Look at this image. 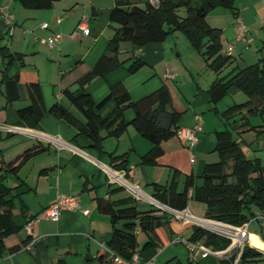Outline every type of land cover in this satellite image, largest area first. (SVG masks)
Here are the masks:
<instances>
[{
    "label": "crops",
    "instance_id": "0c3cea01",
    "mask_svg": "<svg viewBox=\"0 0 264 264\" xmlns=\"http://www.w3.org/2000/svg\"><path fill=\"white\" fill-rule=\"evenodd\" d=\"M149 1L158 5L160 0H138L141 5ZM114 5L115 0H58L52 8L36 9L24 7L19 0H0V43L25 54V65L19 69L21 98L7 105L6 96L0 93V122L18 125L23 130H0V159L8 162L36 144L48 146L47 151L35 155L21 166L17 174H10L7 179L14 196L13 219L20 230L8 236L5 243L8 248L21 247L6 252L0 264H120L105 248L109 247L113 225L111 216L99 209V200L115 201L133 195L126 187L118 190L120 185L110 181L106 170L114 168L110 153L128 154L126 177L143 190V197L137 199L139 208H156L150 200L156 198V184L169 188L175 181L177 190L182 191L188 175L196 176L197 185L203 183L206 165L219 160L215 151L216 131L229 126L220 114L249 99L244 91L231 87L228 94L214 104L209 89L217 78L225 76L234 67L244 68L258 61L264 50V0H236L235 14L221 6L208 14V23L223 30V51L230 54L231 50L233 56V62L221 72L208 67L205 58L196 50L201 58L190 54L186 62H180L177 57L183 54L172 55L168 38L164 42L145 45L125 41L120 49L123 63L95 77L84 87L100 103L118 83L125 85L133 100L167 85L172 102L163 122L167 123L169 113L178 111L182 114L179 129L195 128L200 122L203 125L192 150L176 133L163 142L164 154L156 163L144 164L141 157L151 150L153 144L133 125L118 138L106 136L102 144L104 152H100L90 137L79 134L74 126L50 112L39 127L20 124L17 111L30 104V83H40L48 109L60 102L84 120L62 91L65 88L78 89V79L95 66L107 49L117 25L110 19ZM5 12L15 26L11 35L7 34ZM57 17L62 19L61 22ZM217 17H224V23L216 22ZM82 18L88 19L90 33L73 38L71 34L77 30ZM238 18L249 26L246 39L238 37ZM45 21L50 22L49 28L42 26ZM55 32L62 33V43L51 47L45 39ZM135 59L143 62V66L131 72L129 67ZM4 64L0 53V84ZM112 107L113 102L109 101L101 112L108 113ZM133 114L132 109L127 110L128 119ZM242 116L240 114L234 120H238V124L246 122V119L241 120ZM248 121L250 125L238 129L236 135L243 139L248 157L259 158L264 163V115H253ZM60 193L79 195L82 207L89 212L65 210L58 220L51 218L47 209ZM183 210L204 218L207 206L191 197ZM253 211L255 214L248 227V246L261 255L240 259L237 264H264V211L257 207H253ZM157 213L168 212L158 209ZM168 214V222L158 229L160 240L156 245L144 247L149 235L137 231V264H167L172 259L185 264H230L232 257L207 253L201 247L191 248L183 239L191 241L194 225L183 224L177 215ZM28 220H31V230L27 228ZM198 242L216 250L204 239Z\"/></svg>",
    "mask_w": 264,
    "mask_h": 264
},
{
    "label": "trees",
    "instance_id": "16d2710c",
    "mask_svg": "<svg viewBox=\"0 0 264 264\" xmlns=\"http://www.w3.org/2000/svg\"><path fill=\"white\" fill-rule=\"evenodd\" d=\"M56 1L58 0H19L24 7L36 9L52 8ZM219 6L236 13V0H160L158 5L150 1L141 5L138 0H115L110 19L117 25L107 49L95 66L78 79V89L65 88L62 91L84 120L60 102L48 109L40 83H30V104L17 111L20 124L39 127L44 116L50 112L74 126L79 134L90 137L94 142L93 146L100 152H104L102 144L106 136L118 138L133 125L153 144L151 150L141 157L142 163H156L164 154L163 142L177 133L182 115L181 112L172 111L167 115V123L163 122V116H166L167 108L172 102L169 87L162 85L140 99L133 100L125 85L118 83L112 86L110 94L100 103L84 87L95 77L104 75L123 63L120 58L122 42L128 41L136 45L160 43L175 31L184 32L193 49L205 58L208 67L221 72L233 62V56L223 51V30L211 26L207 21L208 14ZM182 8L185 9V14L180 13ZM7 34H10L9 28ZM0 53L5 63L0 93L6 96L8 105L21 98L19 69L25 65V54L12 51L8 45L1 43ZM142 66L143 62L135 59L129 69L135 72ZM231 87L244 91L249 99L244 103L234 104L220 114L229 126L216 131L215 151L219 160L206 165L202 174L203 183L197 185L196 176L188 175L182 191L177 190L175 181L169 188L156 184L155 196L161 202L179 210L185 209L189 199L193 197L206 204L207 218L240 226L255 214L253 207L264 211V163L259 158L248 157L243 147V139L236 135L238 129L250 125L248 120L251 116L264 115V50L257 62L244 68L234 67L225 76L217 78L209 89L212 102L216 104L228 94ZM109 101L113 102V107L104 114L101 109ZM128 109L134 112L131 119L127 118ZM240 114L243 115L241 120L246 119V122L238 124V120L234 119ZM47 150L48 146L36 144L8 162L0 159V259L6 252L16 251L21 247L16 245L8 248L5 243L8 236L20 230V226L13 219L14 196L7 179L10 174H17L28 160ZM127 155L111 152L113 167L128 173ZM122 188L120 185L118 190ZM99 209L111 216L113 231L109 248L124 259H131L138 252V230L149 235L144 247L156 245L160 240L158 229L169 220V214H158L157 208L140 209L138 200L133 196L115 201L100 199ZM202 239L214 249H224L231 241L210 229L194 225L190 240L198 242ZM260 255L261 252L255 248L246 246L241 259ZM167 264L185 263L172 259Z\"/></svg>",
    "mask_w": 264,
    "mask_h": 264
},
{
    "label": "built area",
    "instance_id": "2783aa9c",
    "mask_svg": "<svg viewBox=\"0 0 264 264\" xmlns=\"http://www.w3.org/2000/svg\"><path fill=\"white\" fill-rule=\"evenodd\" d=\"M5 16H6V22L9 28V33L11 35L14 31L15 26L9 14L5 12ZM61 20L62 19L60 17H57L58 22H61ZM236 25L239 31L238 37L246 39L249 26L245 23L244 20L240 18L237 19ZM42 26L44 28H49L50 22L45 21L42 23ZM89 33H90L89 21L87 18H82L78 24L77 30L73 31L71 36L73 38H78L82 34L88 35ZM45 41L51 47L60 46L62 43V33L55 32L53 33V35L46 38ZM229 53L231 54V50ZM0 130L7 131V132H17V131H22L23 127H20L15 124L0 122ZM202 130H203V125L200 122L197 124L195 128L178 129L177 134L183 140L184 144L192 150L195 144L198 142L199 133ZM191 159L193 161L195 160V155L193 154V152L191 153ZM106 170L108 172L111 182L118 183L119 185L128 188L136 199H140L143 197V190L141 186L138 183L130 181L126 177L125 170L120 171L112 167H108ZM150 200L157 209L177 215L180 219H182L183 224L192 223L193 225H200L220 235H223L226 238H229L231 240L230 244L226 248L212 250L205 245H200L199 242H192V241L183 239V241L186 242L191 248L196 249L198 247H201L207 253L213 252L219 256L232 257L233 258L232 264H237V262L241 259L242 254L246 246H248V242H249L250 233H249L248 227H249L250 220L240 226H236L231 223L219 221L216 219H211L207 217L199 218V217L192 216V214H190L186 210H178L153 197H151ZM65 210H82L85 213L89 212L88 209L82 207L81 198L79 195L66 194V193L58 194L56 200L48 207L47 212L51 218L58 220L62 212ZM27 228L31 230L30 223L27 225ZM105 248L110 254L111 258L120 264H137L138 263V252H136L131 259H124L116 255L109 247L105 246ZM231 252L232 254L230 256L229 253Z\"/></svg>",
    "mask_w": 264,
    "mask_h": 264
},
{
    "label": "rangeland",
    "instance_id": "374dc122",
    "mask_svg": "<svg viewBox=\"0 0 264 264\" xmlns=\"http://www.w3.org/2000/svg\"><path fill=\"white\" fill-rule=\"evenodd\" d=\"M180 13L185 14V9L182 8ZM224 21V17H217L216 19V22L224 23ZM168 46L169 48L172 47L170 50L173 56H177L178 53L183 54V56L177 57L180 62H186L190 58V54L201 58L200 55H198V53H196V51L193 49L186 34L182 31H175L168 36Z\"/></svg>",
    "mask_w": 264,
    "mask_h": 264
}]
</instances>
